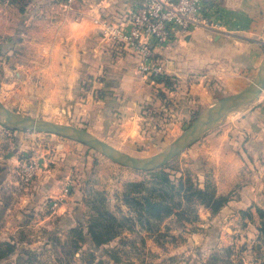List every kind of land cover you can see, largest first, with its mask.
<instances>
[{
  "label": "rangeland",
  "instance_id": "obj_1",
  "mask_svg": "<svg viewBox=\"0 0 264 264\" xmlns=\"http://www.w3.org/2000/svg\"><path fill=\"white\" fill-rule=\"evenodd\" d=\"M7 4L0 0V13L8 17L5 25L0 19V29L11 31L15 20L10 16L16 8ZM182 41L187 44L191 39ZM198 41L214 46H189L196 65L185 77L171 75V86L150 79L140 82V71L127 83L142 92L126 136L119 128L93 132L79 119L37 112L41 99L34 96L38 95L18 91L22 86L35 89L33 82H19L12 56L21 52L10 44L0 47V103L24 118L75 127L131 160L162 159L203 115L248 90L264 74V33L254 42L259 54L256 65L249 54L226 48L225 37L216 39L211 33ZM29 54L34 56L35 51ZM204 56L209 59L206 66L199 62ZM224 66L249 73L236 84L207 75ZM103 91L96 98L105 100ZM259 92L248 109L214 126L167 163L175 177L187 172L201 188L208 186L227 198L219 212L201 207L194 222L169 219L156 235L140 232L139 227L125 230L102 247L88 232L98 210L127 215L123 193L129 184L148 181L150 176L115 160L101 147L57 132L9 126L0 114V264H264L259 214L264 210V135L255 138L247 130L253 121L264 127V86ZM32 160H39L41 167L24 185V165Z\"/></svg>",
  "mask_w": 264,
  "mask_h": 264
},
{
  "label": "crops",
  "instance_id": "obj_2",
  "mask_svg": "<svg viewBox=\"0 0 264 264\" xmlns=\"http://www.w3.org/2000/svg\"><path fill=\"white\" fill-rule=\"evenodd\" d=\"M6 1L16 8L10 16L15 22L11 31L0 29V47L10 44L21 52L12 56L20 69L16 76L20 83L33 82L35 90L27 91L22 86L18 91L38 95L34 96L41 99V109L37 112L79 119L89 124L93 132L101 127L102 130L119 128L123 135H128L127 128L136 119L137 101L142 92L141 87L135 90L127 85L138 77V58L130 48L113 45L95 20L101 17L111 23H127L131 11L142 1ZM7 18L5 13H0L3 25ZM209 19L208 28L192 31L186 37L191 39L188 45L182 39L168 47H153L155 57L164 63L168 75L185 77L193 71L194 52L188 48L193 43L212 48L214 45L198 41L211 33L216 39L227 38L226 48L249 54V61L257 64L259 54L254 42L264 33V0H213ZM31 49L34 56L29 54ZM199 62L206 66L209 59L204 56ZM248 73H235L224 66L207 75H217L220 81L236 84L243 83L241 75ZM141 77L140 82L147 79ZM102 90L105 100L96 98ZM31 107L34 109L35 105ZM247 130L255 138L264 135L262 123L256 121Z\"/></svg>",
  "mask_w": 264,
  "mask_h": 264
},
{
  "label": "trees",
  "instance_id": "obj_3",
  "mask_svg": "<svg viewBox=\"0 0 264 264\" xmlns=\"http://www.w3.org/2000/svg\"><path fill=\"white\" fill-rule=\"evenodd\" d=\"M172 80L166 74L157 82L171 86ZM143 171L150 176V180L131 183L123 193V201L129 208L127 215L117 217L108 210H98L94 216L88 232L97 247L110 243L125 230L134 231L139 227L140 232L156 235L169 219L194 222L199 219L201 207L217 213L228 202L227 198L218 196L208 186L201 188L187 172L175 177L169 172L168 164ZM259 214L262 220L260 231L264 236V210H259Z\"/></svg>",
  "mask_w": 264,
  "mask_h": 264
},
{
  "label": "built area",
  "instance_id": "obj_4",
  "mask_svg": "<svg viewBox=\"0 0 264 264\" xmlns=\"http://www.w3.org/2000/svg\"><path fill=\"white\" fill-rule=\"evenodd\" d=\"M75 0H69L73 3ZM213 0H144L131 11L127 23H111L97 18L101 27L115 46L130 48L138 58L140 73L157 82L166 76L165 65L154 54V46L168 47L185 39L192 31L210 26L209 10ZM39 160L24 165L22 182L29 185L39 172ZM68 190H66V193Z\"/></svg>",
  "mask_w": 264,
  "mask_h": 264
},
{
  "label": "water",
  "instance_id": "obj_5",
  "mask_svg": "<svg viewBox=\"0 0 264 264\" xmlns=\"http://www.w3.org/2000/svg\"><path fill=\"white\" fill-rule=\"evenodd\" d=\"M133 1H144V0H133ZM264 86V74H262L256 83H254L248 90L244 91L240 95L225 100L218 104L207 115H203L181 138L178 145L171 148L161 161L153 164H149L147 160H131L127 156L115 151L114 149L108 147V145L100 143L94 137L86 134L83 131L78 130L75 127L64 126V125H52L47 123H42L40 121L24 118L15 114L10 113L1 103H0V114L12 121L13 126L21 129H30L45 132H57L59 134H64V136L71 137L73 139L83 141L93 146L101 147L100 150H104L107 155H112L115 160L126 162L129 166H134L141 168L143 170H155L163 165H166L171 159H173L178 153H181L187 149L192 143L198 140L204 133L212 129L217 125V122L228 113L235 105H237L244 97H250L255 92H259ZM117 154V155H116ZM117 156V157H116Z\"/></svg>",
  "mask_w": 264,
  "mask_h": 264
},
{
  "label": "bare ground",
  "instance_id": "obj_6",
  "mask_svg": "<svg viewBox=\"0 0 264 264\" xmlns=\"http://www.w3.org/2000/svg\"><path fill=\"white\" fill-rule=\"evenodd\" d=\"M260 93V92H259ZM257 96V92H255L254 94H252L250 97H244L237 105H235L228 113H226L218 122L217 125H219V123H223L225 121H228V119L231 118V116H236L242 112H244L246 110V108L252 103V101H254V99H256ZM260 97V96H259ZM255 102V101H254ZM210 109V108H209ZM248 109V108H247ZM3 120L8 123L9 125L12 124V121L8 118H6L5 116H2ZM117 155V154H116ZM117 157V156H116ZM149 164H153V163H157L159 161H161L160 157H157L155 159L152 160H147Z\"/></svg>",
  "mask_w": 264,
  "mask_h": 264
}]
</instances>
